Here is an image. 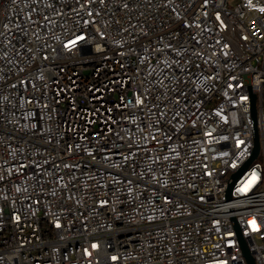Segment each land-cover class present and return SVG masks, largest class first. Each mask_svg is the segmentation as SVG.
<instances>
[{"label": "built area", "instance_id": "obj_1", "mask_svg": "<svg viewBox=\"0 0 264 264\" xmlns=\"http://www.w3.org/2000/svg\"><path fill=\"white\" fill-rule=\"evenodd\" d=\"M239 236L264 264V0H0V264H248Z\"/></svg>", "mask_w": 264, "mask_h": 264}, {"label": "water", "instance_id": "obj_2", "mask_svg": "<svg viewBox=\"0 0 264 264\" xmlns=\"http://www.w3.org/2000/svg\"><path fill=\"white\" fill-rule=\"evenodd\" d=\"M255 99L256 96L255 94L251 93L250 95V104H251V113H252V118L254 120V133H253V149H252V155L251 157L246 161V163L242 166V168L240 169V171L235 174L233 177L236 178L239 173L245 169V167L253 160L257 157L258 153H259V149H260V140H259V134L256 128V124H255V117H256V111H255ZM240 242H241V246H242V250L244 253V256L247 260L248 264H254V261L251 257V255L249 254L247 247L243 241V239L239 236Z\"/></svg>", "mask_w": 264, "mask_h": 264}]
</instances>
